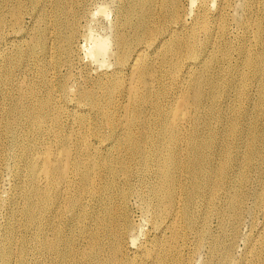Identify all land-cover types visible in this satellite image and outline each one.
Instances as JSON below:
<instances>
[{
	"label": "bare ground",
	"instance_id": "obj_1",
	"mask_svg": "<svg viewBox=\"0 0 264 264\" xmlns=\"http://www.w3.org/2000/svg\"><path fill=\"white\" fill-rule=\"evenodd\" d=\"M99 1L0 0V264H264L261 0Z\"/></svg>",
	"mask_w": 264,
	"mask_h": 264
},
{
	"label": "rangeland",
	"instance_id": "obj_2",
	"mask_svg": "<svg viewBox=\"0 0 264 264\" xmlns=\"http://www.w3.org/2000/svg\"><path fill=\"white\" fill-rule=\"evenodd\" d=\"M102 1L100 0L98 4H101L100 2H102ZM108 1L107 0H104L103 1L104 6H107L106 4H107ZM261 2L262 3H261L260 13H261V17L264 19V0H261ZM211 4H212V2H211ZM101 7H103L102 4H101ZM101 12H102V10H101ZM101 12H100V14L97 13V14H99V16L96 15V17L98 18L97 24H96V28H99V29H96V30L93 31V35L92 36H94V37L95 36H98L102 32V28L101 27H103L107 23L106 22L107 19H109L107 17L105 19V15L103 16L104 13L103 12L101 13ZM85 42L86 41L81 38L80 45H82V47H83V45H84ZM86 43H85V45H86ZM81 50L83 51V49H81ZM81 54L83 55L84 54V51H83V53L81 52ZM251 107H252L251 105H248V107L245 106L242 103V101H239V100H233V101H230V102H228L224 98H222L220 100V103H219V115L222 118V121L216 122L215 120H210L211 123H212V125L215 126L216 129H217V131H218L219 144L222 143L223 136L228 133V128H229V125H230L231 120L233 119V117L238 116V118H241L242 115L244 114V112L247 111V110H250ZM253 120H254V118H251L250 122H252ZM254 209L256 211H260L261 210L257 206H254ZM132 215H133V218L135 219V223L137 225H138V223L143 224V221L140 218V213L139 212H137L136 210H133L132 211ZM143 226H144V224H143ZM147 226L148 225H145V227H147ZM246 230H247V226L246 227L244 226L242 228V231L245 232ZM185 232H186V235H187L188 238H194V236L192 235V233H190V231L188 229H185ZM219 234L222 237H224V231H223V229H220ZM239 245H242V241H239Z\"/></svg>",
	"mask_w": 264,
	"mask_h": 264
}]
</instances>
